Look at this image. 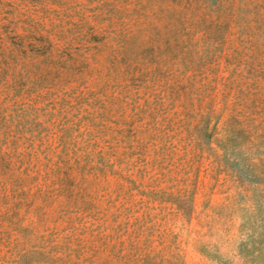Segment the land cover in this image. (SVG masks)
<instances>
[{"label": "rangeland", "instance_id": "374dc122", "mask_svg": "<svg viewBox=\"0 0 264 264\" xmlns=\"http://www.w3.org/2000/svg\"><path fill=\"white\" fill-rule=\"evenodd\" d=\"M0 264H264V0H0Z\"/></svg>", "mask_w": 264, "mask_h": 264}]
</instances>
